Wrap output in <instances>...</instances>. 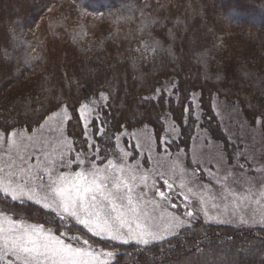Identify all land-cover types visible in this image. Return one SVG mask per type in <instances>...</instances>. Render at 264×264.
Masks as SVG:
<instances>
[{
  "label": "trees",
  "instance_id": "obj_1",
  "mask_svg": "<svg viewBox=\"0 0 264 264\" xmlns=\"http://www.w3.org/2000/svg\"><path fill=\"white\" fill-rule=\"evenodd\" d=\"M82 10L91 15L81 18ZM145 43L157 51L142 56L137 49ZM5 49L0 124L35 130L56 97L79 107L104 92L108 135L149 129L159 151L172 124L173 152H188L199 130L229 152L215 100L238 107L264 133L256 122L264 114V0H0V53ZM73 116L67 136L83 140ZM96 140L113 150V140ZM118 258L264 264V228L209 223L200 215L161 242L119 246Z\"/></svg>",
  "mask_w": 264,
  "mask_h": 264
},
{
  "label": "snow or ice",
  "instance_id": "obj_2",
  "mask_svg": "<svg viewBox=\"0 0 264 264\" xmlns=\"http://www.w3.org/2000/svg\"><path fill=\"white\" fill-rule=\"evenodd\" d=\"M90 15L86 10L80 13L81 18ZM144 28L151 38L149 26ZM150 50L156 52L157 48L145 43L137 49L142 56ZM6 54L7 49L0 56ZM109 106V96L104 92L97 93L95 99L86 98L79 107L56 97L35 130H30V125L18 129L13 124H0V264H120L121 245L148 246L163 241L201 213L207 221L223 222L210 215L203 196L198 200L200 206L195 207L187 195L181 215H172L163 226L157 222L155 209L149 207L155 202L147 199L145 190L177 209L180 206L171 203L173 184L165 173L158 172L149 185L150 173L141 171L139 162L130 165L129 152L100 147L96 137L105 143L114 140L118 147L121 136L127 135L119 128V134L108 135L105 109ZM73 114L83 140L65 135ZM256 122L264 123V114ZM45 126L54 134L53 139L38 138ZM90 128L96 129L94 134L90 135ZM161 143L170 145L171 141ZM233 196L235 203L255 194ZM260 197L264 199V193ZM211 207L220 208L216 203ZM240 222L249 221L241 217ZM255 222L264 225V213Z\"/></svg>",
  "mask_w": 264,
  "mask_h": 264
},
{
  "label": "rangeland",
  "instance_id": "obj_3",
  "mask_svg": "<svg viewBox=\"0 0 264 264\" xmlns=\"http://www.w3.org/2000/svg\"><path fill=\"white\" fill-rule=\"evenodd\" d=\"M196 98L197 94H194L192 100ZM191 107L193 115L199 120L198 103L192 102ZM214 107L228 139L229 152H225L221 145L215 143L207 133L200 130L195 131L188 152H173L171 146L165 144H163L162 151H159L156 140L149 129L126 132L127 135L121 136L118 147L113 140V150L111 151L116 152L123 149L129 152L128 163L134 166L139 162L142 165L141 171L150 173L149 185H151L152 179L156 178L158 172L165 173V178L173 184L171 203L179 205L180 207L177 209H172L158 196H153L152 191L145 190L147 199L155 202L154 205L149 206L150 210L155 209L154 214L157 222L162 226L172 215L182 214L185 203L183 197L187 195L189 203H193L195 207L200 206L198 200L203 196L210 215L217 216L219 220L223 221L222 223L207 221L201 213L200 215L206 222L264 228V225L255 222L264 213V199L260 197V194L264 193V133L259 124L256 127L249 126L238 107L218 100H215ZM170 129H172V124L169 125L168 133L166 137H163V140L172 143L177 137V132H170ZM89 133L93 134L91 128ZM65 135H67V125ZM41 136L45 139L54 138V134L49 132L47 126L38 133V138ZM166 147L167 153L165 152ZM239 165H243V169ZM254 169L261 171L257 172ZM157 183L161 184L162 182L157 179ZM189 188L192 189V192H189ZM161 190L166 193L169 191L166 187H162ZM139 191L137 189V193ZM249 192L254 193L255 197L234 203L233 193L240 196L248 195ZM213 197L215 200L212 199ZM257 200L260 201L259 204L256 202ZM212 203L218 204L219 210L212 209ZM225 206H227L226 209ZM241 217L249 222L242 224ZM195 219H192L190 224ZM171 236L173 235L167 236V238Z\"/></svg>",
  "mask_w": 264,
  "mask_h": 264
}]
</instances>
